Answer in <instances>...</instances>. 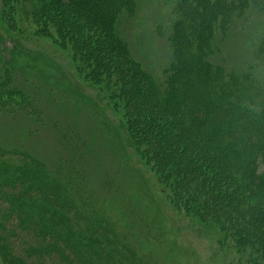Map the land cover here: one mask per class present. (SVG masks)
Segmentation results:
<instances>
[{
	"label": "trees",
	"instance_id": "1",
	"mask_svg": "<svg viewBox=\"0 0 264 264\" xmlns=\"http://www.w3.org/2000/svg\"><path fill=\"white\" fill-rule=\"evenodd\" d=\"M170 1L178 14L170 63L159 78L134 58L118 29L138 0H0V121L28 123L31 134L0 142L2 264H159L133 229L121 233L102 208L103 190L118 193L116 180L99 182L102 193H95L97 177L85 158L92 146L79 141L76 113L58 102L68 93L58 87L62 79L47 78L40 67L35 83L31 61L44 62L18 47L17 38L55 43L61 52L68 46L76 82L98 89L122 115L124 148L155 176L172 209L211 229L218 245L234 252V264H264V40L254 49L257 68L225 70L216 58L239 33L237 21L250 2ZM14 18L21 20L18 34ZM105 146L91 158L99 170L115 160L101 157Z\"/></svg>",
	"mask_w": 264,
	"mask_h": 264
},
{
	"label": "rangeland",
	"instance_id": "2",
	"mask_svg": "<svg viewBox=\"0 0 264 264\" xmlns=\"http://www.w3.org/2000/svg\"><path fill=\"white\" fill-rule=\"evenodd\" d=\"M246 1L250 3L243 8L242 17L237 21L239 33L231 34V38L222 46L216 58L218 64H224L225 70H240L241 74L250 66L256 68L259 66L254 57V49L259 42L258 39L264 40L262 0H256L262 6H257L258 3L252 4L254 0ZM174 7L170 0H138L135 13L128 17L123 16L119 20L118 29L134 58L141 62L149 73L159 78L171 59L168 45L173 28L171 21L175 19V14H178L177 11L174 12ZM233 8L231 6L230 10H237L235 6ZM14 19L12 30L18 34L21 20ZM70 20L75 24L81 22V19L76 17H71ZM250 38L254 40L248 42ZM16 43L18 47H23L44 62L42 64L31 61L36 69L29 74L35 83L36 77L40 76L38 73L40 67L44 69L47 78H54L55 82L62 79V85L58 87L68 93L61 98L62 94L59 92L57 98L61 99L58 102L62 108L71 109L70 112L76 113L72 120L77 123L76 127L81 133L79 141L86 140L92 146V152L89 149L85 158L89 171L97 177V185H93L95 193H102L103 188L99 186V182H105L107 178L116 180L118 193L108 195L107 189L103 190L108 199L104 200L102 208L115 217L118 230L125 233L126 230L133 229L135 232L133 236L138 237L135 241L146 251L151 250L150 255L156 256L159 264H234V252L218 245L211 229H206L195 220H190L172 209L164 195L160 194L155 176L148 171L132 148L127 146L124 148V145H127L124 118L121 120L122 115L112 110L110 103L98 89L76 82L77 79L73 77L66 59L69 55L66 50L69 49L68 46H63L65 51L61 52L55 47L57 44L53 43L55 45L53 46L44 40L17 38ZM13 47V41L8 40L5 48L10 51ZM250 48L253 53H250ZM209 52H213V49H209ZM22 59L17 57V64H25V60ZM73 63L80 62L74 59ZM3 67V62H0V69ZM21 77L23 80L24 73ZM256 79V81L261 79V71L256 70ZM37 87L48 92L50 86L38 83ZM41 102L43 104V101ZM91 103L95 104L89 108ZM141 110L138 107L135 109L138 117L142 115ZM42 113L43 111L36 114ZM27 125L30 126L21 121L15 124L9 119L0 121V142L25 140L31 135ZM101 143L106 145L101 157L104 160L115 158L111 163L104 165L103 169L108 175L102 168L99 170V167L90 163L91 158L96 157ZM7 223L12 225L14 222ZM18 250L20 251L19 248Z\"/></svg>",
	"mask_w": 264,
	"mask_h": 264
}]
</instances>
